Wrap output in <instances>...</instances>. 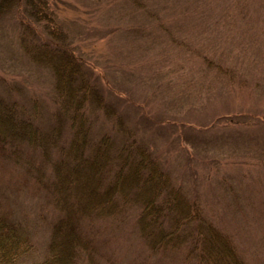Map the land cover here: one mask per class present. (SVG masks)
I'll use <instances>...</instances> for the list:
<instances>
[{
	"label": "trees",
	"instance_id": "trees-1",
	"mask_svg": "<svg viewBox=\"0 0 264 264\" xmlns=\"http://www.w3.org/2000/svg\"><path fill=\"white\" fill-rule=\"evenodd\" d=\"M58 1L0 0V19L12 21L20 51L51 78L47 108L33 97L21 103L15 93L0 89V167L10 164L16 170L0 183V264L92 263L95 224L128 218L150 254L171 253L180 256V264H250L233 235L206 215L198 186L199 176L213 173L212 182L233 191L230 181L237 183V177L222 171L228 159L215 154L209 141L233 143L242 128L264 124V115L248 110L224 114L209 121L196 139L182 130L170 140L161 127L170 122L161 124L162 117L149 116L132 97L108 85L96 63L79 52L77 38L85 39L90 27L78 15L65 14L67 7ZM127 1L148 5L147 0ZM145 12L160 20L156 11ZM253 45L249 41L241 51L250 53ZM191 52L194 65L213 72L224 92L238 85L235 68L215 53L196 47ZM146 126L175 147L181 136L190 144L202 139L204 150L182 151L185 161H178L176 173L165 156L170 147L160 150L158 141L143 134ZM199 166L214 171L197 176L193 167ZM29 182L49 205V233L41 254L14 215L16 200L9 190L18 192Z\"/></svg>",
	"mask_w": 264,
	"mask_h": 264
},
{
	"label": "rangeland",
	"instance_id": "rangeland-1",
	"mask_svg": "<svg viewBox=\"0 0 264 264\" xmlns=\"http://www.w3.org/2000/svg\"><path fill=\"white\" fill-rule=\"evenodd\" d=\"M58 3L67 7L65 14L78 15L90 27L85 39L77 38L79 52L96 63L108 85L132 97L149 116L162 117L161 124L170 122V126H161L170 140L182 130L196 139L209 121L224 114L248 110L246 113L264 115V0H147L144 7L127 0ZM145 10L156 11L160 20ZM72 29L75 34L77 29ZM17 39L12 21L0 19V89L15 93L21 103L35 98L47 108L51 78L28 61ZM249 41L254 43L250 53L241 51ZM193 47L215 53L235 68L238 85L224 92L213 72L194 65ZM242 129L233 143L220 138L209 141L215 154L228 159L222 171L237 177V183L230 181L233 191L212 182L213 173L210 178L199 176L213 169L199 166L193 167V172L202 179L198 192L209 219L233 235L248 263L264 264V124ZM142 132L158 141L160 150L170 147L165 156H170L176 173H180L178 161L184 160L182 151L204 150L202 139L190 144L181 136L175 147L167 144V138H157L152 128L146 126ZM13 171L10 164L0 167V183ZM186 181L190 184L192 179ZM9 190L16 200L14 215L27 226L37 254H41L51 219L45 196L31 182L18 192ZM99 222L95 224L94 260L84 264H180V256L162 251L150 254L131 219Z\"/></svg>",
	"mask_w": 264,
	"mask_h": 264
}]
</instances>
